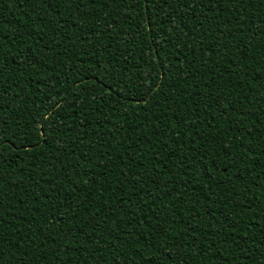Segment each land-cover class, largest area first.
Here are the masks:
<instances>
[{"label":"trees","instance_id":"obj_1","mask_svg":"<svg viewBox=\"0 0 264 264\" xmlns=\"http://www.w3.org/2000/svg\"><path fill=\"white\" fill-rule=\"evenodd\" d=\"M0 264H264V0H0Z\"/></svg>","mask_w":264,"mask_h":264}]
</instances>
